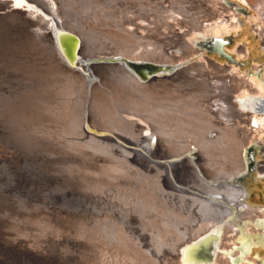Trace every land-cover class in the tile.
<instances>
[{"label": "bare ground", "instance_id": "bare-ground-1", "mask_svg": "<svg viewBox=\"0 0 264 264\" xmlns=\"http://www.w3.org/2000/svg\"><path fill=\"white\" fill-rule=\"evenodd\" d=\"M244 1L261 15L256 29L264 41V0ZM237 10L227 0H0V21H18L30 28L32 38L48 48L53 66L64 75L67 122L80 114V128L72 133L75 139L62 140L70 154L93 147L110 159L104 162L108 167L131 173L136 181L124 211L136 215L133 220L139 227H120L122 242L109 244L110 250L124 248L122 254L131 264H210L208 253L218 249L219 241L215 264H243L251 246L264 241V209L246 202L247 190L234 178L251 164L252 146L264 141L262 65L255 63L251 73L203 55L207 43L239 32ZM53 23L65 29L57 37L51 31ZM65 31L80 37L76 61L66 50L73 49L72 41L64 48L61 44ZM173 36L178 39L171 52L163 42L171 43L167 38ZM236 50L240 57L249 49L240 44ZM95 54L157 65L200 55L189 65L200 83L192 93L181 94L171 89L181 70L172 77L153 73L142 78L119 63L97 61L105 56L90 58ZM160 66L157 73L167 69ZM14 94V89L6 93L12 99ZM191 144L199 150L196 159ZM95 216L89 220L93 231L100 228ZM148 244L153 249L145 247ZM96 246L88 244L86 250L78 242L77 263L89 257L83 252L95 253Z\"/></svg>", "mask_w": 264, "mask_h": 264}, {"label": "rangeland", "instance_id": "rangeland-1", "mask_svg": "<svg viewBox=\"0 0 264 264\" xmlns=\"http://www.w3.org/2000/svg\"><path fill=\"white\" fill-rule=\"evenodd\" d=\"M231 1L233 5L238 3L244 7V11H236L240 21L239 32H232L223 38V49L234 55L235 60L207 47L204 48L203 55L220 64L235 65L251 73L254 72V64L258 63L262 65L261 74H264V41L256 29L261 15L244 0ZM86 21L90 22V17ZM53 24L51 31L57 37L65 29ZM28 30L30 28L18 21H0V264H131L126 253L122 254L124 248L119 246L110 250L109 244L110 241L113 244L122 242L120 231L123 230H119L120 227L129 229L132 224L131 228L134 230L139 227L133 220L136 215L127 216L125 213L136 181L131 173L108 167L104 162L110 159L102 157L100 150H94L93 147L70 154L62 140L75 139L72 133L80 128V114L75 117L73 124H70L71 121L67 122L68 97H65L67 95L62 88L64 75L53 66L48 48L34 40ZM173 37L167 38L171 39V43L163 42L165 49L171 52L176 48L171 47L175 45L174 39H178ZM240 44L247 46L249 50L239 57L236 49ZM101 56L106 59L99 60ZM198 56L200 55L179 62L180 64H158L167 69L156 72L155 75L172 77V73L181 70L176 82H171L176 85L171 86V89L175 88L173 90L181 94H190L199 86L197 83H200L196 71L189 67L198 62ZM90 58L119 63L136 73L128 65L132 60L122 56L95 54ZM170 66L173 67L172 71L168 69ZM118 82L122 80L119 79ZM9 89L15 90L13 99L6 95ZM76 97L83 96L77 94ZM78 100L76 106L80 109L81 103ZM58 101H63L64 104ZM54 103L57 104L56 108ZM209 135L213 137L216 134L213 132ZM150 136L155 137V134ZM191 147L194 149L193 158H198L199 150L196 145L191 144ZM252 147L253 159L249 160L254 167L251 168L250 164L234 178L238 180V186L247 190V195L245 193L244 196L246 202L264 209V141L255 143ZM140 186L141 184L137 185ZM233 205L239 208L242 204ZM136 209L138 215L139 208ZM91 215H97L95 218L99 221L98 230L90 228ZM219 226L223 227L222 224ZM78 242L85 244L86 250L88 244L99 245L92 250L95 252L92 253L95 255L93 259L92 254L86 251L83 252L89 256L86 261L77 263L78 248L75 247ZM148 245L145 247L153 249ZM216 246L219 249L221 242H217ZM251 248L253 251L248 254L250 258H243V264H258V261L264 264V241L256 242ZM218 249L214 247L210 251L211 255L214 254L210 264L216 263Z\"/></svg>", "mask_w": 264, "mask_h": 264}, {"label": "water", "instance_id": "water-1", "mask_svg": "<svg viewBox=\"0 0 264 264\" xmlns=\"http://www.w3.org/2000/svg\"><path fill=\"white\" fill-rule=\"evenodd\" d=\"M71 40L72 41V45H73V49L71 51H68V48H66L68 54L71 57V60L76 61L77 58L79 57V55L77 54V47L79 46V41H80V37L75 33V32H69V31H65V33L63 35H61L60 37V41L61 44L64 48V43H66V41ZM225 42L224 39H217L214 42H209L206 44L205 47L215 50L216 52L221 53L222 55L226 56L228 59L230 60H235V56L230 54L229 52L225 51L223 49V43ZM133 69L142 77V78H147L149 77L151 74L156 73L158 71V69L162 68L160 65L154 64V63H149V62H144V63H136V62H132L131 63ZM171 71L173 70V67L171 66ZM262 110H264V102L262 104V106L260 107ZM98 134H103V133H98ZM251 168H253V165H250ZM211 239H215V237H209ZM208 238V240H209ZM210 239V240H211ZM211 246V244H210ZM211 253H208L207 258L211 259Z\"/></svg>", "mask_w": 264, "mask_h": 264}]
</instances>
